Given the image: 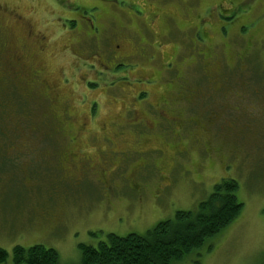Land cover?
Returning <instances> with one entry per match:
<instances>
[{"label":"rangeland","instance_id":"1","mask_svg":"<svg viewBox=\"0 0 264 264\" xmlns=\"http://www.w3.org/2000/svg\"><path fill=\"white\" fill-rule=\"evenodd\" d=\"M107 37L129 57L114 59ZM0 48L5 264H14L16 244L36 243L77 264L79 243L144 233L195 208L227 177L239 183L241 213L210 250L181 264H264V0H0ZM12 55L23 64L3 67ZM160 96L166 105L156 104ZM171 109L185 125L193 120L188 131L206 121L208 155L186 144L187 128L176 140L175 132H161ZM211 113L217 117L209 124ZM69 147L89 158L88 179L59 181L57 157ZM180 148L188 154L176 169ZM125 158L129 172L149 165L144 193L134 199L119 188L109 201L99 169ZM160 169L172 180L162 189ZM58 212L60 223L47 220Z\"/></svg>","mask_w":264,"mask_h":264},{"label":"trees","instance_id":"2","mask_svg":"<svg viewBox=\"0 0 264 264\" xmlns=\"http://www.w3.org/2000/svg\"><path fill=\"white\" fill-rule=\"evenodd\" d=\"M89 84L88 87L91 88L95 85L92 82ZM180 96L183 97L179 94L177 97ZM4 107L5 104L0 102V110ZM176 111L171 109L170 114L173 115ZM0 113V117H3L4 111ZM215 117L217 115L211 113L207 122L210 124ZM192 121L190 119L189 124L185 125L186 122L181 116L174 113L173 119L169 122L167 120L166 130L162 129L161 132H175V136H172L176 140L178 136H183L186 128L188 134L194 133L199 126L205 125L208 128L205 121L198 125L201 123L199 122L194 132V127L188 131V127L194 123H191ZM186 144L190 145L189 139ZM60 175L62 180L59 181L68 183L64 173ZM56 184L59 185L57 181ZM58 189L57 194L61 195V186ZM238 189L239 183L235 179L222 178L213 186L207 198L198 202L195 208L179 209L173 217L160 220L144 233L130 232L118 235L110 232L105 239L98 238V241L90 243L81 242L78 246L81 260L77 264H181L194 255L199 256L205 246L206 250L211 249L215 236L221 234L241 213L243 203L238 198ZM59 198L57 197L58 200ZM127 217L124 215L120 218L124 220L128 219ZM99 232L102 231H90V234L96 236ZM8 256L9 251L0 247V263L6 262ZM12 261L14 264H64L57 248L42 243L28 247L16 244L12 250Z\"/></svg>","mask_w":264,"mask_h":264},{"label":"flooded vegetation","instance_id":"3","mask_svg":"<svg viewBox=\"0 0 264 264\" xmlns=\"http://www.w3.org/2000/svg\"><path fill=\"white\" fill-rule=\"evenodd\" d=\"M107 47L109 46V51L110 54L113 55L114 59H122V58H128L129 57V52H127V54L124 53L123 49L121 48V44L120 43H113L111 41V39L109 37H107ZM5 46V44H4ZM99 46V44H98ZM2 50V48H0V51ZM132 53V51H130ZM1 53L5 54L6 51L3 50L1 51ZM110 55V56H111ZM122 57V58H121ZM10 62H17L18 64L22 65V56L21 55H12V59H7L4 62V65H7ZM21 62V63H20ZM1 63V61H0ZM118 64V63H116ZM2 69V68H1ZM1 73V72H0ZM23 75V73H22ZM24 76V75H23ZM34 76L36 77V79L39 78V73H35ZM37 83L39 85H44V86H48V83L46 82V80L39 78ZM218 89L221 90V87H217ZM227 89L223 90V93L226 91ZM190 101H192V98L189 99ZM158 101V102H157ZM156 101V104L158 105H162V104H167V97L166 96H160V98ZM226 106V105H224ZM230 107V109H234L239 111V109H241L240 106H228ZM155 109L157 110V112L159 111V107H155ZM164 112V111H163ZM217 115V114H215ZM177 118V117H176ZM178 119V118H177ZM179 120V119H178ZM207 131L208 128L204 125V126H199L197 128V130L192 134V137L190 138V147L192 146H196L197 149H199L204 155H208L211 150H212V140L211 137L207 136ZM75 137L71 138V142L74 141ZM180 143H176L175 145H179ZM173 147H176V146ZM124 154L126 155V157H131L133 152H125L123 151ZM136 154H138V156H142V153L140 151H135ZM60 156L57 157V167L58 170L61 171V173H64L65 175V179H69L71 181L75 180V181H81L83 179H88L86 178V175L89 174V167L87 166L88 163H86V160H89L88 157L81 155L78 153V149H73V147H69L64 149L61 153H59ZM135 154V155H136ZM188 154V150H181L177 149V152L175 153V158H176V165L174 164V168H176L178 166L179 163V159L183 156ZM179 155V156H178ZM177 156H178V160H177ZM64 164V166H63ZM105 164V162H104ZM106 165V164H105ZM129 168V163H128V159H124L123 163L116 167V168H110L108 169L107 166H103L100 170V172H102L105 176V179L103 180V184H104V189L105 191H107L108 193H106L105 195H103V198L108 197L109 201H113L116 193H118V189H122L126 192H128L127 194L130 196H133L134 199L135 196L138 198H141L142 193H144L143 191V184H142V177L148 178L149 174L147 173V170H149V165L147 163L141 165L139 168L133 169V170H129L126 171V169ZM173 168V169H174ZM154 169V168H151ZM177 169V168H176ZM79 172V174H77ZM168 172H172L171 170ZM157 175H159V184L158 186H160L161 184L166 185L165 187H167L168 185H170V182L172 180H168L166 178L165 173L161 172L157 170ZM166 180V183H165ZM121 182V183H120ZM163 187L160 186V189H162ZM116 192V193H115ZM58 205V204H57ZM60 206L58 207V209H56L57 211L59 210ZM62 215H64V213L60 214L58 213H54L50 218H48L47 220H50L51 223L53 224H57L61 222V217ZM3 264V263H0Z\"/></svg>","mask_w":264,"mask_h":264}]
</instances>
